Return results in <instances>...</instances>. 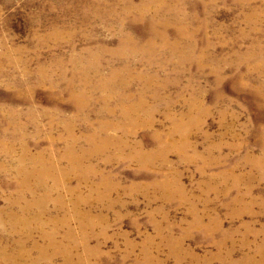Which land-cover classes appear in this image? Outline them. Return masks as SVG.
<instances>
[{
  "label": "rangeland",
  "instance_id": "rangeland-1",
  "mask_svg": "<svg viewBox=\"0 0 264 264\" xmlns=\"http://www.w3.org/2000/svg\"><path fill=\"white\" fill-rule=\"evenodd\" d=\"M141 1L0 0V264H264V0H166L169 47L121 62L155 37ZM110 68L137 117L93 87Z\"/></svg>",
  "mask_w": 264,
  "mask_h": 264
},
{
  "label": "bare ground",
  "instance_id": "bare-ground-1",
  "mask_svg": "<svg viewBox=\"0 0 264 264\" xmlns=\"http://www.w3.org/2000/svg\"><path fill=\"white\" fill-rule=\"evenodd\" d=\"M176 1V0H174ZM129 7H131V9H128L126 7V12H130L132 11L134 8H135V17L137 15L138 18H144L146 15L148 16V22L150 24V26L152 27V30L155 34V37H151L147 40V42L145 44H140L139 41L137 40H134L132 39L128 34H122L120 37H119V45L114 49V51H112V54L115 55L118 59L123 60L124 57L128 56V55H133L135 54L136 56L139 57V59L142 57H144V55L146 54H152L155 52V41H154V38H158V40L162 41L161 43V47L164 48L167 46V35L165 33V28L166 26L169 25V21L166 20L165 18L162 17L161 13H165V10L167 9L168 11H170V8L171 5L170 3H167L166 0H142L139 4H135V5H129ZM124 10H123V13H124ZM149 12V13H148ZM134 17V18H135ZM121 21L123 22V19H121ZM178 32L182 33L183 32V27L180 26L178 28ZM157 41V40H156ZM158 41V42H159ZM160 47V46H159ZM169 47V46H167ZM178 47V44L177 43H172L170 45V48L172 50V52L174 53L176 51ZM83 49V48H82ZM161 50V49H160ZM99 51V50H98ZM158 51V50H157ZM163 51V50H162ZM170 51V50H169ZM85 52H89L91 54V58H94L90 61H88L87 63L88 66L83 68L82 72L84 71V69L90 67L89 69H92L94 71V73L100 71L101 69V62L99 60V57H95V55H93L94 51L92 50H86ZM161 52V51H159ZM178 52V51H177ZM167 53V52H166ZM159 54V53H158ZM156 55V54H155ZM171 55H173L171 53ZM170 55V57H171ZM154 57V56H153ZM153 57H150L149 59H146L147 62L149 63H155V60L156 58H153ZM169 57V56H168ZM79 58V56H78ZM161 58V57H160ZM80 59V58H79ZM81 60V59H80ZM118 60V61H120ZM162 61V60H161ZM160 61V62H161ZM169 61V60H168ZM168 61H165L167 64ZM128 63V62H126ZM130 63V62H129ZM142 63V62H141ZM163 63V62H162ZM146 64V63H145ZM160 64V63H159ZM154 65V64H153ZM162 65V64H161ZM79 66V65H78ZM121 67V66H120ZM123 67V65H122ZM148 67V66H147ZM81 70V69H80ZM87 71V70H85ZM130 72V71H129ZM138 73V72H137ZM84 74V73H83ZM88 74V73H87ZM100 73H97V81L95 82V84L93 85V87L95 88H99L101 90H107L106 94H104L102 97H100V99L103 101V103H107V102H111L114 99H117L119 101V103L121 104V107H120V112H121V116L124 120L128 119L131 115H133L134 117H137V113L139 112V110H141L143 108V105L142 103H129V97L128 95L127 96H124V93H123V88L118 87V85L116 86L115 85V82H116V79L117 77L119 76H122V78H118V81H119V85H125V82L126 79L123 78V75H131V74H128V69H117V68H110L109 69V72L107 73V75L105 76H101L99 75ZM141 74V73H140ZM144 74V73H142ZM139 74H137L135 76V74L131 75V77L135 78L138 76ZM148 76V75H146ZM141 78V76H138ZM150 77V76H149ZM77 79V78H76ZM139 79V78H138ZM146 79H148L146 77ZM153 79V78H152ZM80 82L84 85V86H88V80H87V77H85V74H84V77L81 79L80 78ZM134 80V79H133ZM74 81V80H73ZM129 81V80H128ZM94 83V82H93ZM128 83V82H127ZM129 86V85H128ZM126 88V87H125ZM90 89V88H89ZM93 90V89H92ZM101 95V94H100ZM135 99V98H134ZM94 101V100H93ZM132 102V100H131ZM106 105H110V104H106ZM149 109V108H148ZM151 109V108H150ZM107 113V112H106ZM109 113H112V110L109 111ZM153 113V112H152ZM148 116V115H147ZM150 117V116H149ZM132 119V118H131ZM138 119V118H137ZM148 120V119H147ZM147 120L145 121L147 123ZM149 121V120H148ZM181 122V121H180ZM144 123V122H143ZM145 124V123H144ZM150 124V123H149ZM182 124V123H181ZM71 125V124H70ZM122 127V126H121ZM174 128V127H173ZM176 129H183L181 125H178V123L176 124L175 126ZM101 132V131H100ZM120 132V131H119ZM118 133V132H117ZM172 135V134H171ZM171 135H168V136H171ZM95 136V135H93ZM115 136V135H114ZM98 137V136H97ZM116 137V136H115ZM96 137H90V139H95ZM73 139V138H72ZM122 139V138H121ZM56 141V140H55ZM108 141L110 142V138H103V140H101L100 144L96 145L97 146V149L99 150H102L103 148L107 147L108 145ZM119 141V140H118ZM72 142V141H71ZM71 144L69 143V147L67 148V151L65 152L66 154V158H68L70 161L72 160L73 158V161L75 162V164L78 165L79 167V163L82 162V158L80 156V158H78V156L74 157L73 156V153L71 151ZM94 151V150H93ZM98 151V150H97ZM80 153V152H79ZM52 154V153H51ZM79 155V154H78ZM32 156V155H31ZM30 156V157H31ZM35 156V155H34ZM26 157V156H25ZM24 157V158H25ZM33 160V163H40L41 165L43 164V161H41L38 156H35ZM48 164H50V166H48V170L45 171V172H42L40 174H37L38 175V178H39V183H44L45 179H47L48 176L51 175V170L52 168L54 169L57 165V162L56 161H52L51 163L49 162ZM22 165V164H21ZM37 165V164H36ZM19 167V166H18ZM41 167V166H40ZM30 168V167H29ZM32 168V167H31ZM34 168V167H33ZM58 168V167H57ZM69 168V167H68ZM72 168V167H71ZM74 168V167H73ZM80 169V168H78ZM20 170H24L26 173H27V176H31V175H35L34 174V171H32L31 169H25L24 166H22V168H20ZM35 170V169H34ZM44 170V168H43ZM42 170V171H43ZM73 170V169H72ZM93 170V169H92ZM36 171V170H35ZM37 172V171H36ZM53 173V172H52ZM54 174V173H53ZM56 175V174H55ZM66 175V174H65ZM37 177V176H36ZM56 177V176H55ZM59 177V176H58ZM85 178V177H84ZM26 179V178H25ZM28 179V178H27ZM58 179V178H57ZM50 180V179H49ZM56 180V179H55ZM29 181V180H28ZM37 181V180H36ZM79 181V180H78ZM34 182V181H33ZM48 182V181H47ZM20 183V182H19ZM27 183V182H26ZM54 183V182H53ZM28 185V184H27ZM33 185V184H32ZM42 185V184H41ZM56 188H60L62 187V184L60 182H57L55 181V184ZM66 185V184H65ZM25 186V185H24ZM29 186V185H28ZM44 186V185H43ZM27 187V186H26ZM53 187V186H52ZM51 187V188H52ZM37 188V187H36ZM42 187H40L41 189ZM55 188V187H54ZM55 188V189H56ZM29 189V188H28ZM53 189V188H52ZM37 190V189H36ZM71 190V189H70ZM34 191L35 189L33 190V195H34ZM51 191V190H50ZM54 192V191H53ZM22 193V192H21ZM19 193V194H21ZM27 194V193H26ZM51 194V193H50ZM51 197V196H50ZM23 199V198H22ZM41 199L43 200H47L48 199V192H46L42 198H37V199H32L31 202L27 203L26 205V208H30V207H33L34 205L38 206L40 205V201ZM63 200V199H62ZM23 202V201H22ZM80 203V202H79ZM12 204V203H11ZM76 206V205H75ZM40 208V207H39ZM43 209V208H42ZM29 210V209H28ZM38 210V209H37ZM27 212V211H26ZM34 212V211H33ZM10 213V211H9ZM41 213V212H39ZM10 215V214H9ZM11 217V216H10ZM19 217V216H18ZM9 218V217H8ZM15 218V216H14ZM38 218V217H37ZM40 218V217H39ZM18 219H21V223H27L24 221L23 218H18ZM35 219V218H33ZM67 219V218H66ZM13 220V219H12ZM39 220V219H38ZM14 221V220H13ZM17 221V219H16ZM33 221V220H32ZM8 222V221H7ZM15 223V222H13ZM35 223V222H34ZM9 224V223H8ZM37 224V223H36ZM43 224V223H42ZM10 227V225H9ZM11 229V228H10ZM12 229L14 230V228L12 227ZM22 229V228H20ZM29 230V229H27ZM36 232V231H35ZM53 231L49 232L47 234V238H48V243L49 245L50 244H54V243H57V242H54V239H53ZM55 235V234H54ZM28 241V240H27ZM56 241V240H55ZM60 248V246H59ZM69 248V247H68ZM35 249V248H34ZM44 250V249H43ZM21 251V250H20ZM4 254V253H3ZM5 258V257H4ZM44 258V257H43ZM12 263V262H11Z\"/></svg>",
  "mask_w": 264,
  "mask_h": 264
}]
</instances>
